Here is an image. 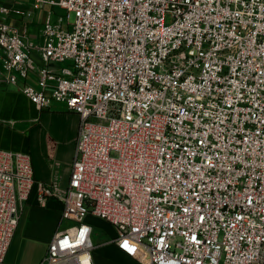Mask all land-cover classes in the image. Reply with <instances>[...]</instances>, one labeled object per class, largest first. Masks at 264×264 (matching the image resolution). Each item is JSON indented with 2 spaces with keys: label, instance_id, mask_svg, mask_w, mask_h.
Here are the masks:
<instances>
[{
  "label": "built area",
  "instance_id": "built-area-1",
  "mask_svg": "<svg viewBox=\"0 0 264 264\" xmlns=\"http://www.w3.org/2000/svg\"><path fill=\"white\" fill-rule=\"evenodd\" d=\"M18 1L0 14L49 9L34 37L0 21V81L79 116L68 186H38L69 223L40 264H95L89 216L140 264H264V0ZM35 186L0 149V264Z\"/></svg>",
  "mask_w": 264,
  "mask_h": 264
},
{
  "label": "crops",
  "instance_id": "crops-1",
  "mask_svg": "<svg viewBox=\"0 0 264 264\" xmlns=\"http://www.w3.org/2000/svg\"><path fill=\"white\" fill-rule=\"evenodd\" d=\"M18 3L23 5L26 1L19 0ZM48 9L38 11L35 18L29 21L7 18L1 14L0 21L6 20L19 30L27 25L30 35L34 37ZM35 59L39 62L37 57ZM21 86L6 85L0 81V149L30 153L36 186L23 206L10 248L20 232L26 241L43 245L46 254L55 234L63 231L69 223L62 220V203L58 198L51 197L44 205L38 203V186H68L79 116L57 103L48 109H39L20 91ZM87 220L93 226V242L96 239L93 252L95 264H103L104 259L117 264H140L113 243L116 231L111 224L93 216Z\"/></svg>",
  "mask_w": 264,
  "mask_h": 264
},
{
  "label": "rangeland",
  "instance_id": "rangeland-1",
  "mask_svg": "<svg viewBox=\"0 0 264 264\" xmlns=\"http://www.w3.org/2000/svg\"><path fill=\"white\" fill-rule=\"evenodd\" d=\"M74 22V16L71 17L70 23ZM20 231V230H19ZM94 242L96 239L94 238ZM45 249L43 245L35 243L34 241H26L18 232L16 240L8 251L5 259L7 264H40L44 259ZM137 255V252L134 250ZM129 257L134 259L129 253ZM103 264H117L110 260L104 259Z\"/></svg>",
  "mask_w": 264,
  "mask_h": 264
},
{
  "label": "snow or ice",
  "instance_id": "snow-or-ice-1",
  "mask_svg": "<svg viewBox=\"0 0 264 264\" xmlns=\"http://www.w3.org/2000/svg\"><path fill=\"white\" fill-rule=\"evenodd\" d=\"M80 235H81V237H83L84 232L82 231ZM123 247L128 248L129 251H133L134 250L132 248H129V245H128V242L127 241L124 242Z\"/></svg>",
  "mask_w": 264,
  "mask_h": 264
},
{
  "label": "clouds",
  "instance_id": "clouds-1",
  "mask_svg": "<svg viewBox=\"0 0 264 264\" xmlns=\"http://www.w3.org/2000/svg\"><path fill=\"white\" fill-rule=\"evenodd\" d=\"M85 231H87V229H85ZM81 238H83V237H81Z\"/></svg>",
  "mask_w": 264,
  "mask_h": 264
},
{
  "label": "bare ground",
  "instance_id": "bare-ground-1",
  "mask_svg": "<svg viewBox=\"0 0 264 264\" xmlns=\"http://www.w3.org/2000/svg\"><path fill=\"white\" fill-rule=\"evenodd\" d=\"M137 252V250H135ZM136 255V254H135Z\"/></svg>",
  "mask_w": 264,
  "mask_h": 264
}]
</instances>
